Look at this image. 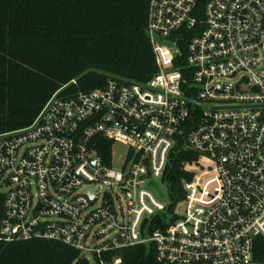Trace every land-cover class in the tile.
Instances as JSON below:
<instances>
[{
    "label": "built area",
    "instance_id": "1",
    "mask_svg": "<svg viewBox=\"0 0 264 264\" xmlns=\"http://www.w3.org/2000/svg\"><path fill=\"white\" fill-rule=\"evenodd\" d=\"M146 32L150 79L65 85L29 125L0 133V239L55 240L93 258L152 244L162 264H264L254 258L264 240V0H149ZM115 142L128 147L119 170ZM180 150L197 158L173 203L154 181L168 189Z\"/></svg>",
    "mask_w": 264,
    "mask_h": 264
},
{
    "label": "trees",
    "instance_id": "2",
    "mask_svg": "<svg viewBox=\"0 0 264 264\" xmlns=\"http://www.w3.org/2000/svg\"><path fill=\"white\" fill-rule=\"evenodd\" d=\"M149 0H0V133L29 125L46 100L102 86L107 75L145 82L156 72L146 32ZM76 80V84L70 83ZM98 151L108 155L104 141ZM197 153L180 150L166 173L170 200L184 196L183 169ZM4 195L0 191V221ZM172 203V205H173ZM171 205V206H172ZM162 264L152 244L94 257V264ZM254 258L264 262V240ZM0 264H90L75 248L49 239H0Z\"/></svg>",
    "mask_w": 264,
    "mask_h": 264
},
{
    "label": "rangeland",
    "instance_id": "3",
    "mask_svg": "<svg viewBox=\"0 0 264 264\" xmlns=\"http://www.w3.org/2000/svg\"><path fill=\"white\" fill-rule=\"evenodd\" d=\"M127 151H128L127 145L120 143V142H115L113 149H112L114 169L116 170L120 169V166L127 154ZM154 183L156 184V188H158L157 192L158 194H160L161 199L168 201L170 199V196H169L167 187L162 185L158 180L154 181ZM117 190H118V187L114 185L112 187V191L115 193L117 192ZM0 191H3V190L1 189ZM86 257L89 260L90 264H94V258L92 257L90 253H87Z\"/></svg>",
    "mask_w": 264,
    "mask_h": 264
}]
</instances>
